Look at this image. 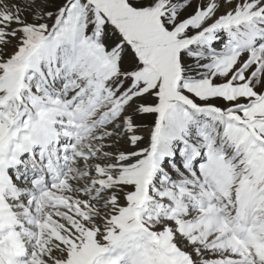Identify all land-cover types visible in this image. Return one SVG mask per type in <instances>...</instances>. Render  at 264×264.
<instances>
[{"label":"snow or ice","instance_id":"obj_1","mask_svg":"<svg viewBox=\"0 0 264 264\" xmlns=\"http://www.w3.org/2000/svg\"><path fill=\"white\" fill-rule=\"evenodd\" d=\"M0 264H264V0H0Z\"/></svg>","mask_w":264,"mask_h":264},{"label":"rangeland","instance_id":"obj_2","mask_svg":"<svg viewBox=\"0 0 264 264\" xmlns=\"http://www.w3.org/2000/svg\"><path fill=\"white\" fill-rule=\"evenodd\" d=\"M144 124L148 125L149 127L151 126V120H145L143 121ZM142 133H146L148 131V128H143L142 130Z\"/></svg>","mask_w":264,"mask_h":264}]
</instances>
